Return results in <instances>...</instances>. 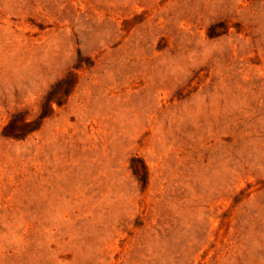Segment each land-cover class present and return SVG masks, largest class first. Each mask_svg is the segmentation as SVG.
<instances>
[{"label": "rangeland", "instance_id": "1", "mask_svg": "<svg viewBox=\"0 0 264 264\" xmlns=\"http://www.w3.org/2000/svg\"><path fill=\"white\" fill-rule=\"evenodd\" d=\"M0 264H264V0H0Z\"/></svg>", "mask_w": 264, "mask_h": 264}]
</instances>
